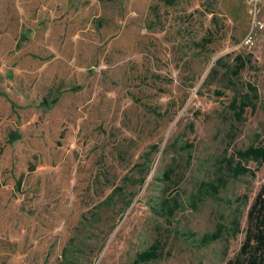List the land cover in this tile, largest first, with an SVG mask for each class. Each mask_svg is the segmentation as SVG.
<instances>
[{
  "label": "rangeland",
  "instance_id": "obj_1",
  "mask_svg": "<svg viewBox=\"0 0 264 264\" xmlns=\"http://www.w3.org/2000/svg\"><path fill=\"white\" fill-rule=\"evenodd\" d=\"M254 8L0 0V264L237 255L264 183V162L239 155L264 149V1L262 27Z\"/></svg>",
  "mask_w": 264,
  "mask_h": 264
},
{
  "label": "trees",
  "instance_id": "obj_2",
  "mask_svg": "<svg viewBox=\"0 0 264 264\" xmlns=\"http://www.w3.org/2000/svg\"><path fill=\"white\" fill-rule=\"evenodd\" d=\"M166 2V0H160ZM234 73L238 75L245 68V62L240 57L236 58ZM235 106V105H234ZM248 105L243 104L240 107L241 115L246 114L245 109ZM250 108V107H249ZM252 109V108H251ZM238 113V118L241 117ZM253 113V109L250 114ZM242 161L255 163L264 162V149L250 147L244 152L239 153ZM248 169L241 165L235 171L236 175L248 173ZM239 230V225L236 224V231ZM220 233L215 236L205 237L204 243L220 238ZM160 259V254L156 247L138 255L135 263H149ZM226 264H264V183L256 194L254 201L248 211L246 227L244 230V239L237 255L230 259Z\"/></svg>",
  "mask_w": 264,
  "mask_h": 264
},
{
  "label": "built area",
  "instance_id": "obj_3",
  "mask_svg": "<svg viewBox=\"0 0 264 264\" xmlns=\"http://www.w3.org/2000/svg\"><path fill=\"white\" fill-rule=\"evenodd\" d=\"M252 1L255 3V8L252 10V13L254 15V25H255V27H259V26L262 27L263 26L262 23L260 21H258V19H257L258 11L256 9V5L258 3L263 2L264 0H252ZM251 42H252V38L248 37L246 40V44L249 45Z\"/></svg>",
  "mask_w": 264,
  "mask_h": 264
}]
</instances>
